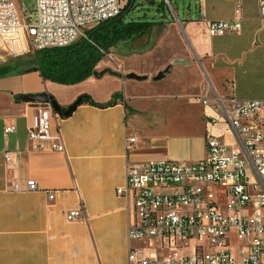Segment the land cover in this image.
Here are the masks:
<instances>
[{"label":"crops","instance_id":"0c3cea01","mask_svg":"<svg viewBox=\"0 0 264 264\" xmlns=\"http://www.w3.org/2000/svg\"><path fill=\"white\" fill-rule=\"evenodd\" d=\"M262 1L194 0L182 19L176 11L179 23H167L171 41L188 43L211 88L173 101L171 109L157 106L159 99L145 103L139 83L113 64L100 62L92 76L65 84L45 78L36 58L0 51V264H127L130 245H140L129 240L133 200L117 194L127 166L202 160L211 135L241 146L217 104L230 96L264 100ZM238 6L241 30L210 35L209 22L237 17ZM83 94L97 104H79L65 115L54 108L50 116L51 133L61 132L66 151L55 150L53 140L36 149L29 131L37 104L56 101L66 113ZM11 124L15 131L5 135ZM29 180L39 189L26 190ZM77 209L80 217L69 219Z\"/></svg>","mask_w":264,"mask_h":264},{"label":"built area","instance_id":"2783aa9c","mask_svg":"<svg viewBox=\"0 0 264 264\" xmlns=\"http://www.w3.org/2000/svg\"><path fill=\"white\" fill-rule=\"evenodd\" d=\"M122 9V0H35L30 20L22 21L15 0H0V51L19 57L69 46ZM261 9L264 15L263 1ZM236 13L233 19L210 21V35L241 30L239 6ZM200 17L206 18L203 8ZM217 109L231 120L241 146L229 147L211 135L202 160L127 166L117 194L133 200L129 240L140 242L130 245L127 264H264V100L230 96ZM53 111L50 101L37 104L29 137L37 141L36 149L53 140V148L65 152L61 132L51 133ZM15 129L6 126L5 135ZM6 159L11 160L9 153ZM38 189L35 180L27 182L26 190ZM80 215L77 209L68 218Z\"/></svg>","mask_w":264,"mask_h":264},{"label":"rangeland","instance_id":"374dc122","mask_svg":"<svg viewBox=\"0 0 264 264\" xmlns=\"http://www.w3.org/2000/svg\"><path fill=\"white\" fill-rule=\"evenodd\" d=\"M15 1L21 20L24 21L25 18L30 20L35 0ZM126 2L127 0H122L123 7ZM166 2L168 12L165 16L159 12L156 13L158 17L154 14L152 18L156 20L155 24L146 33L130 39L118 40L101 63L103 65L113 64L122 70L126 69L130 79L139 83L138 85L142 87L141 91L148 96L144 98L145 103L148 102V98L159 99L157 106L171 109L170 104L173 101L199 96L197 92L199 89L206 92L210 91L211 86L188 43L183 39L185 52L178 43L171 41L172 30L167 24L179 23L176 20V11L182 19L183 11L188 9L189 4H194V0H166ZM139 5V9L130 12L127 18L151 16L159 4L157 2L152 7L148 0H140ZM23 57L28 61H35V51L31 50ZM167 69H169L168 72L159 78V74ZM217 192L220 193V191ZM219 197L222 198L220 194Z\"/></svg>","mask_w":264,"mask_h":264},{"label":"trees","instance_id":"16d2710c","mask_svg":"<svg viewBox=\"0 0 264 264\" xmlns=\"http://www.w3.org/2000/svg\"><path fill=\"white\" fill-rule=\"evenodd\" d=\"M151 6H158L155 12L165 15L168 11L166 0H148ZM140 0H127L121 14L106 22H103L91 29L79 41L66 46L57 48H47L35 52L36 62L42 75L53 81L65 84L77 83L95 74L96 66L104 56L111 51L120 39H130L136 35L146 33L154 23L152 16L142 18L128 17L130 12L139 9ZM141 9V8H140ZM117 95H114L110 105L115 102ZM89 102L97 104L91 96L81 95L73 104Z\"/></svg>","mask_w":264,"mask_h":264},{"label":"water","instance_id":"95a60500","mask_svg":"<svg viewBox=\"0 0 264 264\" xmlns=\"http://www.w3.org/2000/svg\"><path fill=\"white\" fill-rule=\"evenodd\" d=\"M168 70L169 69H167L166 71H163V72H161L160 74H159V78L160 77H163L167 72H168ZM51 103L53 104V107L56 109V110H58L59 112H61L63 115H65V114H68V113H70L72 110H74L76 107H74L73 105L68 109V111H66V113H63L62 111V109H60L59 108V106H58V104L56 103V101H51ZM75 104V103H74Z\"/></svg>","mask_w":264,"mask_h":264}]
</instances>
